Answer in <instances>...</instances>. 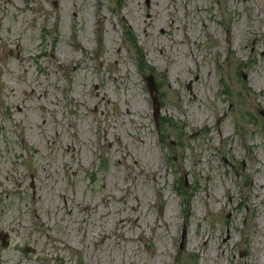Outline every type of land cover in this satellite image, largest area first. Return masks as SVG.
Returning <instances> with one entry per match:
<instances>
[{
	"label": "rangeland",
	"instance_id": "obj_1",
	"mask_svg": "<svg viewBox=\"0 0 264 264\" xmlns=\"http://www.w3.org/2000/svg\"><path fill=\"white\" fill-rule=\"evenodd\" d=\"M260 111L257 1L0 0V264H264Z\"/></svg>",
	"mask_w": 264,
	"mask_h": 264
},
{
	"label": "water",
	"instance_id": "obj_2",
	"mask_svg": "<svg viewBox=\"0 0 264 264\" xmlns=\"http://www.w3.org/2000/svg\"><path fill=\"white\" fill-rule=\"evenodd\" d=\"M251 1H257L259 12L260 13H264V1L263 0H251ZM147 80L149 82V91H150L151 94H153V91H155V88H154V84H153V81H152V77L151 76L147 77ZM155 104H156V99H155V97H153V105H154V108H155L154 116H155V119H156L157 118V114H158V107H157V105L155 106ZM260 114L264 118V111H260Z\"/></svg>",
	"mask_w": 264,
	"mask_h": 264
},
{
	"label": "flooded vegetation",
	"instance_id": "obj_3",
	"mask_svg": "<svg viewBox=\"0 0 264 264\" xmlns=\"http://www.w3.org/2000/svg\"><path fill=\"white\" fill-rule=\"evenodd\" d=\"M7 234H0V238H2V244L8 245V240H5V238H7Z\"/></svg>",
	"mask_w": 264,
	"mask_h": 264
},
{
	"label": "trees",
	"instance_id": "obj_4",
	"mask_svg": "<svg viewBox=\"0 0 264 264\" xmlns=\"http://www.w3.org/2000/svg\"><path fill=\"white\" fill-rule=\"evenodd\" d=\"M139 66H140V64H139ZM141 67H142V65H141ZM159 122H160V124L163 123L161 118H159Z\"/></svg>",
	"mask_w": 264,
	"mask_h": 264
},
{
	"label": "bare ground",
	"instance_id": "obj_5",
	"mask_svg": "<svg viewBox=\"0 0 264 264\" xmlns=\"http://www.w3.org/2000/svg\"><path fill=\"white\" fill-rule=\"evenodd\" d=\"M264 1V0H263Z\"/></svg>",
	"mask_w": 264,
	"mask_h": 264
}]
</instances>
